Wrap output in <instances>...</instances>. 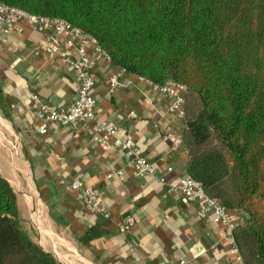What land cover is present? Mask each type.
<instances>
[{"label": "crops", "instance_id": "1", "mask_svg": "<svg viewBox=\"0 0 264 264\" xmlns=\"http://www.w3.org/2000/svg\"><path fill=\"white\" fill-rule=\"evenodd\" d=\"M19 28L0 32V176L17 194L24 230L60 264H237L213 215L200 216L195 203H184L170 191L189 163L185 144L172 150V141L164 137L167 125L176 133L185 126L168 113L170 98L130 73L123 77L126 86L112 94L108 79L117 67L103 58L96 61L98 117L118 124L120 135L132 138L165 174V183L138 177L123 151L99 148L90 127L70 136L55 124L40 135L33 95L66 106L76 99L78 85L71 67L47 55L45 33L27 21ZM168 166L173 170L167 172ZM118 170L123 174L106 178ZM78 174L102 193L110 217L64 188L62 181ZM233 214L241 222L246 219L240 210ZM129 215L135 225L123 233L119 225Z\"/></svg>", "mask_w": 264, "mask_h": 264}, {"label": "trees", "instance_id": "2", "mask_svg": "<svg viewBox=\"0 0 264 264\" xmlns=\"http://www.w3.org/2000/svg\"><path fill=\"white\" fill-rule=\"evenodd\" d=\"M0 2L67 20L130 74L184 84L186 174L246 215L234 231L238 248L245 264H264V0ZM0 264H60L22 227L2 176Z\"/></svg>", "mask_w": 264, "mask_h": 264}, {"label": "built area", "instance_id": "3", "mask_svg": "<svg viewBox=\"0 0 264 264\" xmlns=\"http://www.w3.org/2000/svg\"><path fill=\"white\" fill-rule=\"evenodd\" d=\"M27 21L34 31L45 33L42 44L50 58H58L72 68L78 85L76 99L66 106H55L40 95L34 94V113L39 120L36 132L45 135L52 125L65 128L70 136L84 127H90L95 131L94 141L102 150L118 149L123 151L127 158V165L131 167L138 177H157L161 183L166 182L165 174H160L155 162L144 156L137 143L129 137L120 135V127L98 117L96 112L97 101L93 90L97 84L94 73L95 64L99 58L112 63L109 54L101 47L96 37L87 34L73 26L67 20L59 17H46L31 14L22 9L11 7L0 2V32L10 34L18 31L20 23ZM125 69L117 67L108 79L109 91L117 93L126 85L123 82ZM140 82L146 83L154 92H160L170 98L168 113L177 121H185V94L186 86L182 83L169 81L165 85H158L144 77H137ZM164 137L172 141V150L184 145L182 132L176 133L171 125L164 128ZM167 172L173 170L172 166L166 168ZM123 170L109 172L107 179L116 175H122ZM63 186L71 192L79 201L87 202L104 217H110L111 212L107 207L102 193L91 185H87L82 175L78 174L74 179ZM170 191L181 195L184 203H195L198 206L199 215L212 214L214 222L223 226L222 240L228 244L229 251L235 256L237 264H245L238 248L234 231L239 223L233 211L217 198L207 194L202 182L190 175L181 176L176 183L170 186ZM135 225V218L131 215L125 217L119 225L120 231L126 233ZM139 264H148L142 262ZM161 264H187L180 260L176 263L163 262Z\"/></svg>", "mask_w": 264, "mask_h": 264}]
</instances>
